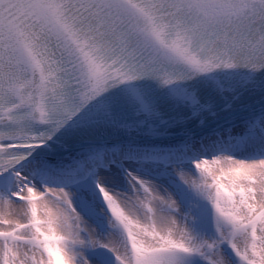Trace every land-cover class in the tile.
Instances as JSON below:
<instances>
[{
    "label": "snow or ice",
    "instance_id": "1",
    "mask_svg": "<svg viewBox=\"0 0 264 264\" xmlns=\"http://www.w3.org/2000/svg\"><path fill=\"white\" fill-rule=\"evenodd\" d=\"M0 264H264V0H0Z\"/></svg>",
    "mask_w": 264,
    "mask_h": 264
}]
</instances>
